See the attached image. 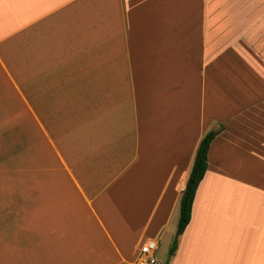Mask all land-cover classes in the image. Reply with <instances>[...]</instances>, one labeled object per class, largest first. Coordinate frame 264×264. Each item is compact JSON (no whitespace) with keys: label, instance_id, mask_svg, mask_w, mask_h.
<instances>
[{"label":"crops","instance_id":"crops-1","mask_svg":"<svg viewBox=\"0 0 264 264\" xmlns=\"http://www.w3.org/2000/svg\"><path fill=\"white\" fill-rule=\"evenodd\" d=\"M225 5L0 0V264L162 256L209 131L165 264H264V29Z\"/></svg>","mask_w":264,"mask_h":264},{"label":"trees","instance_id":"trees-1","mask_svg":"<svg viewBox=\"0 0 264 264\" xmlns=\"http://www.w3.org/2000/svg\"><path fill=\"white\" fill-rule=\"evenodd\" d=\"M216 134L217 131H209L203 136L197 146L191 170L189 172L185 188L180 197L177 229L172 244L168 251L169 256H171L175 252L178 237L182 234L183 230L185 229L190 220L191 208L195 192L207 170L208 150L210 143L216 136Z\"/></svg>","mask_w":264,"mask_h":264},{"label":"rangeland","instance_id":"rangeland-1","mask_svg":"<svg viewBox=\"0 0 264 264\" xmlns=\"http://www.w3.org/2000/svg\"><path fill=\"white\" fill-rule=\"evenodd\" d=\"M225 14L229 15L228 25L232 27H257L264 29V0H226ZM258 39L264 41V34ZM179 213L177 214L178 222ZM169 247L164 253L156 257L160 264H165ZM142 261V260H141Z\"/></svg>","mask_w":264,"mask_h":264},{"label":"built area","instance_id":"built-area-1","mask_svg":"<svg viewBox=\"0 0 264 264\" xmlns=\"http://www.w3.org/2000/svg\"><path fill=\"white\" fill-rule=\"evenodd\" d=\"M157 249V243L153 240H148L140 247V254L143 256L142 264H159L153 254Z\"/></svg>","mask_w":264,"mask_h":264}]
</instances>
